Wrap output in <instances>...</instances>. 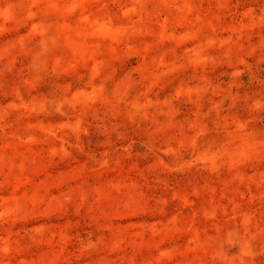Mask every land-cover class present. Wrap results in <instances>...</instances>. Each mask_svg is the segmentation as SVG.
<instances>
[{
    "label": "rangeland",
    "instance_id": "1",
    "mask_svg": "<svg viewBox=\"0 0 264 264\" xmlns=\"http://www.w3.org/2000/svg\"><path fill=\"white\" fill-rule=\"evenodd\" d=\"M0 264H264V0H0Z\"/></svg>",
    "mask_w": 264,
    "mask_h": 264
}]
</instances>
